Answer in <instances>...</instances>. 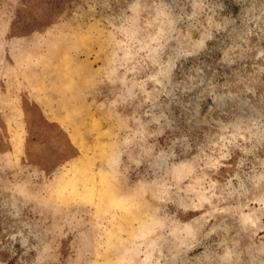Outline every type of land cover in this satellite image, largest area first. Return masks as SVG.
I'll return each mask as SVG.
<instances>
[{"label":"rangeland","instance_id":"374dc122","mask_svg":"<svg viewBox=\"0 0 264 264\" xmlns=\"http://www.w3.org/2000/svg\"><path fill=\"white\" fill-rule=\"evenodd\" d=\"M0 264H264V0H0Z\"/></svg>","mask_w":264,"mask_h":264}]
</instances>
